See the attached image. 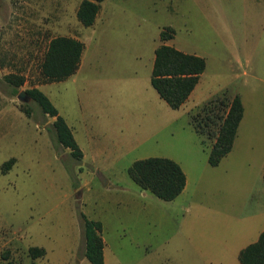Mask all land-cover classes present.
<instances>
[{"label": "rangeland", "instance_id": "obj_1", "mask_svg": "<svg viewBox=\"0 0 264 264\" xmlns=\"http://www.w3.org/2000/svg\"><path fill=\"white\" fill-rule=\"evenodd\" d=\"M82 1L0 0V264H91L81 214L105 224L108 264H241L262 208L223 182L264 186V0H105L91 27L77 18ZM166 28L175 35L163 43ZM60 36L84 44L81 66L46 83L40 64ZM163 44L207 63L179 110L151 85ZM13 75L25 78L21 88L7 81ZM32 88L65 118L87 161L57 144L54 119L33 100L18 99ZM237 94L248 112L239 147L232 163L212 167L219 118ZM156 157L186 165L192 184L179 199L130 178L135 161ZM31 248L46 255L34 259Z\"/></svg>", "mask_w": 264, "mask_h": 264}, {"label": "trees", "instance_id": "obj_2", "mask_svg": "<svg viewBox=\"0 0 264 264\" xmlns=\"http://www.w3.org/2000/svg\"><path fill=\"white\" fill-rule=\"evenodd\" d=\"M104 1H82L77 12V18L83 26L91 27L95 24L101 4ZM174 35L173 29L166 28L161 32L160 38L164 43L173 39ZM84 50V44L75 38L65 36L53 38L49 42L40 64L43 81L59 83L74 76L81 66ZM206 69L207 63L204 58L163 44L155 52L151 85L170 108L179 110L196 89ZM6 79L16 88H21L26 81L24 77L15 75L7 76ZM26 93L41 108L44 115L55 119L53 134L57 144L70 150L74 159L82 160L83 152L71 128L47 95L38 88L29 89ZM224 105L226 114L221 119L219 118L220 129L208 158V163L212 167L219 166L221 161L231 153L244 117V106L239 95ZM24 107H28V105ZM24 113L28 117L32 116L29 108H26ZM195 130L198 132L197 129ZM15 161L12 159L6 162L3 166V172L9 170ZM128 173L139 187L164 201L177 199L187 184V178L182 167L177 162L167 158L156 157L135 161ZM81 219L85 238V258L91 264H105V243L102 237L101 222L91 220L84 214H81ZM30 255L34 259L42 258L46 255V250L31 248ZM239 261L241 264H264V231L256 243L247 246L240 252Z\"/></svg>", "mask_w": 264, "mask_h": 264}, {"label": "crops", "instance_id": "obj_3", "mask_svg": "<svg viewBox=\"0 0 264 264\" xmlns=\"http://www.w3.org/2000/svg\"><path fill=\"white\" fill-rule=\"evenodd\" d=\"M201 78H202V76H201ZM201 78H200V81H199V83H201ZM200 84H198L197 85V87H196V89L193 91V93L191 94V96L189 97V99L187 100V102L182 106V107H184V106H186V105H188L190 102H188V101H191L192 100V98H193V96L195 95V93H196V91H197V88H198V86H199ZM44 93V92H43ZM46 95V94H45ZM238 95V94H237ZM236 95V96H237ZM235 96V95H234ZM240 96V95H239ZM48 97V96H47ZM160 97V96H159ZM241 100H242V102H243V99H242V97H241ZM51 101V100H50ZM243 106H244V117H243V120H242V122H241V124H240V126H239V129H238V132H237V136H236V138H235V142H234V146H233V149H232V151H231V153H229V155H227L222 161H221V163L219 164V166L222 164V163H224V161H228V159H231L230 160V162L229 163H232L233 161H234V158H230V157H233V155H234V153H235V151L238 149V147H239V138H240V133H241V128H242V125H243V123H244V121H245V119H246V117H247V114H248V112H247V105H246V102H243ZM181 107V108H182ZM195 107V106H194ZM59 114H60V112H59ZM61 115V114H60ZM65 119V118H64ZM55 120V119H54ZM67 122V121H66ZM68 124V123H67ZM70 127V126H69ZM71 128V127H70ZM71 130H72V133H73V135H74V132H73V129L71 128ZM75 137V136H74ZM78 143V142H77ZM79 145V144H78ZM80 147V146H79ZM81 149V148H80ZM82 150V149H81ZM82 152H83V159L81 160V161H87L88 160V154H87V152L85 151V150H82ZM176 162V161H175ZM181 167H182V169H183V171H184V173H185V175H186V178H187V184H186V187H185V190L183 191V193L177 198V199H179L180 197H182L183 195H185L186 194V192L188 191V189H189V186L192 184L191 182V177H190V175H189V173H188V171L186 170V168H185V164L183 163V162H177ZM219 166H217V167H219ZM243 169H245V170H248L247 168H243ZM263 172V175H264V160H263V162H262V164H261V166H260V169H259V173L260 172ZM264 180V179H263ZM223 183H225V184H227V186H228V188L229 189H227V192H228V194H230V196H232V195H234L235 194V192H236V188H238V187H241V186H243V187H245V190H244V195H245V197L246 198H249L250 200H252V201H254V200H256L258 203H260L261 204V208H262V211H260L259 213H258V211H256L257 212V214L255 215V217L256 218H259V219H261L262 221H264V186H261V188L260 189H257L256 188V185H255V183H254V181H251V180H235V179H229V180H226V181H224ZM241 185V186H240ZM177 199H175V200H177ZM91 220H93V219H91ZM94 221H96V220H94ZM98 222H101V224H102V227H103V231H102V237H103V232H104V230H105V224L102 222V221H98ZM264 231V226H263V228L260 230V233H259V236H258V239H259V237H260V235L262 234V232ZM258 239H257V241H258ZM103 240H104V243H105V248H104V257H105V264H108V260H107V254H106V249H107V241H106V239L103 237ZM256 241V242H257ZM256 242H254V243H256ZM253 244V243H252ZM251 245V244H250ZM249 246V245H248ZM246 248V247H245ZM245 248H243V249H245ZM242 249V250H243ZM241 250V251H242ZM240 251V252H241ZM240 252H239V254H238V259H239V255H240ZM85 258V257H84ZM240 262V261H239Z\"/></svg>", "mask_w": 264, "mask_h": 264}, {"label": "water", "instance_id": "obj_4", "mask_svg": "<svg viewBox=\"0 0 264 264\" xmlns=\"http://www.w3.org/2000/svg\"><path fill=\"white\" fill-rule=\"evenodd\" d=\"M18 99L24 103H29L32 100L26 92H21Z\"/></svg>", "mask_w": 264, "mask_h": 264}]
</instances>
